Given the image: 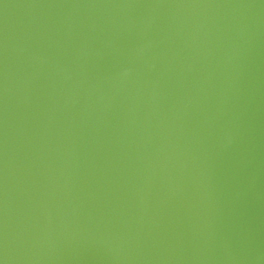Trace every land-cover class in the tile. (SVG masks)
Returning <instances> with one entry per match:
<instances>
[{"label": "water", "instance_id": "water-1", "mask_svg": "<svg viewBox=\"0 0 264 264\" xmlns=\"http://www.w3.org/2000/svg\"><path fill=\"white\" fill-rule=\"evenodd\" d=\"M3 264H264L261 0H0Z\"/></svg>", "mask_w": 264, "mask_h": 264}, {"label": "snow or ice", "instance_id": "snow-or-ice-1", "mask_svg": "<svg viewBox=\"0 0 264 264\" xmlns=\"http://www.w3.org/2000/svg\"><path fill=\"white\" fill-rule=\"evenodd\" d=\"M262 3H264V0H261ZM0 264H3V261H0Z\"/></svg>", "mask_w": 264, "mask_h": 264}]
</instances>
